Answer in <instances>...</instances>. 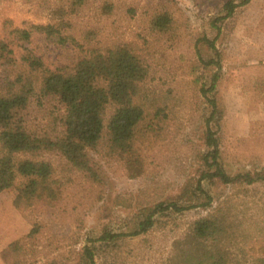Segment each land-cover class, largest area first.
Masks as SVG:
<instances>
[{
	"label": "rangeland",
	"instance_id": "374dc122",
	"mask_svg": "<svg viewBox=\"0 0 264 264\" xmlns=\"http://www.w3.org/2000/svg\"><path fill=\"white\" fill-rule=\"evenodd\" d=\"M72 1L0 0V36L5 24L23 29L69 22L67 32L81 50L41 38L27 45L49 68L71 64L89 46L131 47L147 68L146 85L169 96L173 112L135 176L121 158L108 153L104 140L90 151L96 180L71 167L58 152L41 153L62 183L61 197L53 206L35 204L20 211L12 203L13 189L0 192V264H79L85 245L94 246V264H172L190 223L228 201L234 210L226 220L236 214L237 228L224 249L234 264L264 259V184L259 183L204 184L214 197L210 207L168 210L148 231L128 235L140 210L176 200L185 187H195L200 175L206 107L199 89L208 84L209 71L199 66L195 43L203 35L214 39L222 57L216 83L224 108L218 128L221 161L231 173L264 166V0L236 7L218 22L220 31L213 30L211 21L225 14L226 2L241 0H85L74 12ZM105 4L111 5L109 14L102 13ZM164 10L173 24L168 32L159 33L150 21ZM88 32L94 37L86 38ZM111 113L108 106L105 132ZM60 114L54 99L32 101L23 112L31 131L53 136L60 130L56 122ZM104 230L124 235L115 241H94ZM12 242H17L15 250L8 248Z\"/></svg>",
	"mask_w": 264,
	"mask_h": 264
},
{
	"label": "trees",
	"instance_id": "16d2710c",
	"mask_svg": "<svg viewBox=\"0 0 264 264\" xmlns=\"http://www.w3.org/2000/svg\"><path fill=\"white\" fill-rule=\"evenodd\" d=\"M249 1L226 2L223 5L225 14L210 23L213 30L220 31L218 22ZM84 2L73 0L71 11L78 10ZM111 9L110 4H105L102 13L109 14ZM172 24L168 10L157 13L150 21V27L159 33L168 32ZM68 27L69 22L60 20L23 29L5 24L1 30L0 192L13 189L12 203L20 211L35 204L53 206L61 197L62 183L54 177L51 162L41 158V153L58 152L71 167L84 173L86 178L96 180L90 151H96L104 140L108 153L121 158L135 176L146 162V150L161 138L164 121L173 112L169 96L158 95L146 85L147 68L131 47L89 46L80 51L71 64L49 68L44 59L27 46L41 38L58 47L68 45L81 50L77 40L67 32ZM88 35L94 37L88 32L86 38ZM195 54L199 66L209 71L208 84L202 83L199 89L206 107L202 138L206 150L199 157L200 175L195 187H185L176 200L140 210L128 235L148 231L158 216L168 210L180 212L196 205L210 207L214 197L204 184L240 187L264 184V166L233 173L224 167L218 135L224 108L216 93L222 57L214 39L205 35L197 39ZM50 99L61 107L56 119L60 130L54 136L50 133L40 135L27 127L23 112L32 101L41 104ZM108 106L112 107V113L105 132L104 115ZM233 210L228 201L225 206H218L191 222L172 264H234L224 249L237 228L236 214L226 220V214ZM34 231L32 229L30 234ZM122 235L123 232L104 230L94 241H115ZM16 244L12 242L8 248L15 250ZM94 251V246H83L79 264H94ZM255 264H264V259L259 258Z\"/></svg>",
	"mask_w": 264,
	"mask_h": 264
}]
</instances>
